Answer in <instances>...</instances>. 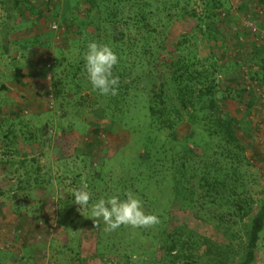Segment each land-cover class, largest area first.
Returning <instances> with one entry per match:
<instances>
[{"label":"trees","instance_id":"obj_1","mask_svg":"<svg viewBox=\"0 0 264 264\" xmlns=\"http://www.w3.org/2000/svg\"><path fill=\"white\" fill-rule=\"evenodd\" d=\"M24 1L28 2L5 0L7 23L0 26L4 28H0L2 56L9 52L7 38L14 31L8 26L13 19L12 11H19ZM109 1L87 0L84 17L73 35L80 57L69 62L57 55L48 64L46 76L49 75L52 85L49 95L64 100L78 96L88 102L89 96H82L86 89L83 53L87 42H100L105 36L104 43L119 58L113 69L119 78L117 94L101 96L92 90V96L103 101L97 105L92 102L87 107L101 112L100 121L104 124H115V120L119 123L129 115L138 97L133 94L136 83L145 82L140 90L144 92L141 96L146 97L145 113L139 123L144 133L137 140L141 152L137 151L125 167L132 175L123 181L116 194L135 193L142 200L145 213L156 215L160 222L145 228L121 226L112 232H105L102 222L99 226L92 223L96 245L99 248L104 243L110 249L120 244L125 251L122 259L137 256L148 264H255L264 232V162L254 151L256 130L249 127L252 122L249 116L256 103L253 90L242 88L235 81L232 87H223L216 74L221 67L214 57L200 56L192 32H199L200 38L213 46L220 32L209 25L203 28L205 24L196 19L194 11H189L192 0H124L126 6L116 0L114 4ZM204 3L207 14L213 7L216 10L223 7L219 0H204ZM166 8L173 9L175 16L169 13L167 16L183 23L184 30L173 44L165 38L149 47L150 23L166 12ZM41 14L38 19L42 18ZM76 20L72 18L70 24L75 25ZM246 62H252L247 73L249 80L264 90V55L260 54L258 60L249 55ZM10 78L21 87L29 79L19 66L14 67ZM223 100L240 103L243 112H230L223 106ZM92 127L94 137L102 134L97 124ZM39 131L42 134L44 128ZM11 137H16L13 132L3 134L0 148L6 145L4 154L15 156L6 142ZM248 152L254 156L248 157ZM105 167V160L96 161L84 178L93 202L105 196L101 189L107 174ZM2 169L6 171L4 165ZM28 175L25 172L26 180L19 179L22 184L19 187H30ZM37 179L38 175L33 181L35 185ZM3 191L0 188L1 197L5 195ZM66 197L59 200L58 209H65L71 215L75 203L72 196ZM174 207L209 227V231L174 224L171 218ZM141 240L151 243L146 250L140 249ZM106 248L100 250V256L108 252Z\"/></svg>","mask_w":264,"mask_h":264},{"label":"rangeland","instance_id":"obj_2","mask_svg":"<svg viewBox=\"0 0 264 264\" xmlns=\"http://www.w3.org/2000/svg\"><path fill=\"white\" fill-rule=\"evenodd\" d=\"M219 1L223 7L218 10L213 7L210 14L205 10L204 0H192L189 5V11H194L196 19L205 24L203 28L209 25L214 31L219 29L215 45L204 42L199 32L193 31L192 35L196 37L200 56H213L221 67L216 74L223 87H232L235 81L242 88L253 90L256 103L249 116L252 121L249 127L256 130L254 151L264 162V90L249 80L247 73L252 62H246L249 55L256 60L260 54L264 55V3L260 0ZM109 2L114 4V0ZM116 2L126 6L124 0ZM24 4L21 11H12L13 19L8 22V26L14 28L7 38L8 54L2 56L0 47V146L3 134L13 132L16 136L6 141L15 156L4 154L6 145L0 148V188L5 192L0 196V264H148L137 256L122 259L125 251L117 243L110 249L104 243L98 248L93 219L87 209L80 210L79 205L74 204L71 215L65 209H58L59 200L67 194L71 197L74 189L86 184L88 190L84 178L98 160L106 161L107 174L101 185L105 195L116 194L123 181L131 177L132 172L125 167L137 151L141 152L137 140L144 133L139 123L145 113L146 97L140 92L145 82L141 80L135 85L133 94L138 97L129 115L110 125L100 121L101 112L88 109L87 105L92 102L97 105L103 98L92 96L87 79L83 80L86 89L82 96H89L88 102L78 96L67 100L50 96L52 85L45 68L57 55L69 62L79 59L73 35L84 17L87 0H28ZM5 7V0L3 3L1 0L0 26L7 23ZM165 10L150 23L149 47L165 38L173 44L184 30L183 23L173 18V9ZM168 13L173 17L167 16ZM39 14L41 19L37 18ZM72 18L77 19L75 25L70 24ZM53 24L57 30L52 29ZM131 30V38H134V29ZM233 33L239 35L233 37ZM104 41L105 36L100 42ZM15 66L23 68L29 77L22 87L10 78ZM222 102L234 114L244 110L236 101ZM96 124L102 131L98 137L91 133ZM253 156V152H248V157ZM21 162H24L22 169ZM25 172H29L30 187H19L22 186L19 179L26 180ZM37 175L38 185H35ZM171 218L174 224L209 231V227L195 222L191 215L186 216L175 207ZM139 244L141 250H146L151 243L141 240ZM104 248L108 252L100 256ZM255 264H264V232Z\"/></svg>","mask_w":264,"mask_h":264},{"label":"clouds","instance_id":"obj_3","mask_svg":"<svg viewBox=\"0 0 264 264\" xmlns=\"http://www.w3.org/2000/svg\"><path fill=\"white\" fill-rule=\"evenodd\" d=\"M83 62L86 79L93 91L101 96L117 94L119 78L113 69L119 58L107 43L87 42ZM86 189L85 184L83 188L73 190V203L79 205L80 210L87 209L95 225L102 222L105 232L115 231L121 226L151 227L160 222L156 215L145 213L142 200L131 191L123 195H105L93 202L91 192Z\"/></svg>","mask_w":264,"mask_h":264},{"label":"built area","instance_id":"obj_4","mask_svg":"<svg viewBox=\"0 0 264 264\" xmlns=\"http://www.w3.org/2000/svg\"><path fill=\"white\" fill-rule=\"evenodd\" d=\"M53 25H55V24H53ZM52 29L57 30V26L56 25H55V27L52 26Z\"/></svg>","mask_w":264,"mask_h":264}]
</instances>
